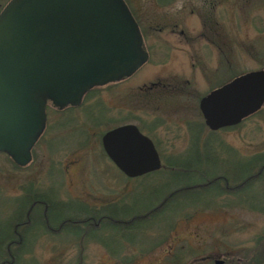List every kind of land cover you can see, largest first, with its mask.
<instances>
[{"label":"rangeland","instance_id":"rangeland-1","mask_svg":"<svg viewBox=\"0 0 264 264\" xmlns=\"http://www.w3.org/2000/svg\"><path fill=\"white\" fill-rule=\"evenodd\" d=\"M176 1L174 9L191 0ZM193 1L202 10H187L188 14L173 22H179L175 31L170 26L143 37L145 45L156 47L150 48L152 57L130 78L90 90L74 110L59 113L48 104L44 135L35 144L34 158L26 167H15L0 152V224L12 219L23 190L36 186L54 188L63 197H81L82 192L89 203L97 205L111 203L116 186L119 193H130L136 180L131 181L103 153L100 144L101 134L116 125L131 122L142 125L146 132L150 127L149 134L159 141L161 158L184 153L192 144L196 123L203 124L201 141L206 138L209 128L198 102L210 90L212 81L225 78L228 71L239 74L264 69V9L259 5L264 0H232L229 18L224 7L216 5L213 21L203 19V11L207 12L213 0ZM128 2L135 7L140 4L146 13V0ZM140 18L142 27H147L146 16ZM178 29H183L184 35ZM91 111H99L97 121L90 117ZM213 136L218 151L217 139L235 150L229 153L232 157H251L264 151V108L235 128L217 130ZM82 140H86L84 145ZM221 156L228 153L221 152ZM156 177H152V185L165 181ZM145 192V188L137 190L134 198L145 197ZM224 200L218 196L213 204ZM143 201L140 204L146 203ZM187 215L171 230L174 240L170 236L168 244L159 243L150 251L153 258L168 252L173 241L181 238L197 249L212 247L219 257L232 253L234 260L240 258L245 263L250 253L246 250L253 249L257 236L264 232V214L258 210L222 212L210 208ZM162 230L158 225L152 233L143 235L144 231L139 240L142 247L155 242ZM54 248L49 241L30 245L18 264H78L73 244L64 249L67 259L48 258ZM99 248L91 244L83 263L117 264L111 255L101 256Z\"/></svg>","mask_w":264,"mask_h":264},{"label":"water","instance_id":"water-1","mask_svg":"<svg viewBox=\"0 0 264 264\" xmlns=\"http://www.w3.org/2000/svg\"><path fill=\"white\" fill-rule=\"evenodd\" d=\"M143 36L125 0H7L0 10V152L19 166L47 121V105L78 106L96 86L130 76L147 60ZM264 103V69L211 89L198 102L211 130L239 124ZM109 158L128 177L161 167L134 124L102 135Z\"/></svg>","mask_w":264,"mask_h":264},{"label":"flooded vegetation","instance_id":"flooded-vegetation-1","mask_svg":"<svg viewBox=\"0 0 264 264\" xmlns=\"http://www.w3.org/2000/svg\"><path fill=\"white\" fill-rule=\"evenodd\" d=\"M127 4L144 38L146 37V35L151 34L156 30H164L170 26L173 31H175V27L177 25L179 26V22L173 23L174 21L180 20L183 15L188 14V11L191 13H197L200 7V5L199 7L198 5H195L193 0L186 3L185 5L181 4V6L176 9H174L176 7L175 5L177 4L176 0H146V3H144L146 9L145 13L142 12L143 8L140 4V7L130 5L129 2H127ZM231 5L232 0H213L207 9V12L203 11V19H212L213 21L216 12L215 9L219 6L224 7V14L226 15V17L229 18L232 12ZM259 5L261 6V8L264 9V2L260 3ZM200 8L202 10V7ZM142 15L146 16L149 21L147 23V27L144 28L140 23V17H142ZM184 32L185 31L183 29H178L179 34L184 35ZM155 47L156 46L145 45L144 43V50L147 51L149 55L148 60L144 64H146L152 57L150 48ZM131 75L124 77L118 81L110 82L101 86L121 82L130 78ZM263 108L264 103L258 111L263 110ZM123 124L134 123L128 122L122 123L120 125ZM134 125L143 135H145L148 139L152 141L160 155L161 163L163 165L164 161L163 158H161V154L158 150L159 141L154 139L153 135L149 134V132L151 133L150 130L152 129H150V127L149 129L146 128L148 129V132H146L144 131V127L142 125ZM117 126L119 125H116L114 127ZM108 130H106L105 132H107ZM33 149L32 160L34 158ZM103 153L108 157L104 149ZM109 159L113 162L111 158ZM168 160L171 164L177 165L178 169L184 170L183 172L185 173L186 170L193 169L197 171L196 175L200 176L201 171L203 170L202 167L198 166L202 163H200L201 160L197 158L195 159V161H193L194 159L187 157H170ZM225 161H227V164L224 165V167H216L219 173H217V175H215L209 180V182H215L213 186L214 190L222 186L230 190L227 194L218 195L225 197L224 201H221L215 205H196L191 202L185 203V197L183 196V194L179 193V189H174L170 191L164 190L167 192L159 203V205L166 201L167 204L155 216H151L148 220L141 222L132 221L136 216L134 214L128 217L126 215H122L123 208L125 207L124 198L125 196H128V194L125 193L123 195L119 193V190L116 188L117 186L114 190L115 198L112 201L113 206L111 208H105L106 204L97 205L95 203H89L83 196L85 194L81 191V197H77L70 194H67L66 197H63L60 192L56 189L45 191L41 190L37 186L28 190L24 189L22 194H20L19 196L20 205L17 211L20 217V221L16 222L14 228V232L15 234H17L18 239L13 240V242H21L23 239H25V241L29 244L40 245L41 243H47L49 241L54 244L55 248L53 249V252L49 253L48 258L56 259L68 258V254L64 251L65 247H67L68 244L74 245V259H83L86 255H88L86 253L88 247L91 244H96L97 247H100L99 249L101 251V256H103L104 254L111 255L113 259L117 261V264H126V262H128V264H247V262H241L240 258L234 260L232 253L219 257L215 253L216 251L214 249H211L212 247L204 246L202 248L197 249L198 247L196 246L184 243V239L181 238H178L176 241H173L172 245L170 244L172 246L171 249L157 258H153L152 254L150 253V251H152L159 243L168 244L169 237L171 236L172 238L173 234L171 230L177 227L178 223L183 220V218L187 215L186 213L188 212H190L188 214H192L194 212H200L202 210L210 208L222 212H231L233 210L243 212L252 209L249 205L250 191L248 188V184L245 183L249 178L246 173L248 169L247 158L232 157L225 159ZM27 165L21 167H26ZM194 165L198 166V168H196ZM150 172H146L141 175L129 178H131V181L136 180V178L142 177ZM183 172L179 173V176L181 178L184 177ZM170 174L171 173H166L164 174V177H169ZM257 195H259L258 190ZM218 196L209 195L208 197L210 199L214 198L213 202H215V198ZM47 201L52 202V204L50 205L49 214V205ZM65 202H71L73 204L68 205ZM27 203L28 205H26ZM156 207L157 206L151 207L148 211L150 212ZM187 216L192 217L191 215ZM48 218H52V221H49ZM103 218L113 219V224L101 222ZM89 220L90 222H88ZM100 223L102 224L97 229H95L94 231L91 230V225L98 226ZM64 224H68V227L64 228ZM158 225L163 229L160 237H156L155 242H148L146 247H142L141 242H139L140 238L142 237L140 236L142 234V230L145 231L144 235L152 233L153 227ZM112 233L114 234V238L106 236ZM172 240L174 239L172 238ZM111 244H113V246H111ZM174 244L176 245L174 246ZM153 245H155V247ZM207 249H209V252L206 251ZM226 250L230 251L229 249ZM102 251L105 253H103ZM7 255L8 259L6 257L5 262L11 264L15 259L14 255L10 252Z\"/></svg>","mask_w":264,"mask_h":264},{"label":"trees","instance_id":"trees-1","mask_svg":"<svg viewBox=\"0 0 264 264\" xmlns=\"http://www.w3.org/2000/svg\"><path fill=\"white\" fill-rule=\"evenodd\" d=\"M7 0H0V8L4 5V3ZM128 2V0H126ZM228 73V74H227ZM226 74V77L221 79L220 77L218 80L212 81V85L210 89L215 88L222 83L226 82L227 80L239 75L238 72L235 71H228ZM218 75H220L218 73ZM99 86H96L94 88H97ZM93 88V89H94ZM90 92V91H89ZM89 92L85 94V97L88 96ZM76 107L75 106H67L64 108H54L55 111L59 113H63L64 111L67 110H74ZM262 111V110H261ZM261 111L255 112V114H260ZM99 116V111L94 113L91 111L90 117L92 120L97 121L98 116ZM254 115V114H253ZM250 117V116H249ZM246 119V118H244ZM243 119V120H244ZM242 120V121H243ZM58 122V120H57ZM60 124V122L57 123V125ZM205 124V123H204ZM239 124L232 125V126H226L220 129H227V128H235ZM207 127V126H206ZM201 128H203V124L201 123H196L194 124V129L192 131V144L189 146L187 150H185L184 153L180 155H168L163 157L164 164L159 170L152 171L142 177L136 178V186L133 188V190L130 191V193H127L128 196H125L124 201H125V207L123 208L122 215L123 216H130V215H136L132 221L134 222H141V221H146L149 219L151 216H155L157 213H159L162 208L167 204L166 202H163L159 205L163 197L165 196L167 191L164 190H174V189H179V193L183 194L185 197L184 201L185 203L191 202L196 205H211L214 202V198H209V195H221V194H227L229 193V189L222 186L220 188H216V190L213 189L214 183L209 180L213 178L219 171H217L218 167H224V165L227 164V161L225 159L227 158H232L230 156L231 154L230 151H233V149L226 144L223 140H218L217 139V144L220 147V151L217 150V147L215 144L216 138H214L213 133L216 132L217 130H211L209 129V133H207L206 138L201 141L200 139V132ZM218 129V130H220ZM103 134V133H102ZM101 134V135H102ZM44 135L43 134L40 136V138ZM88 140V139H87ZM86 141V140H85ZM85 141H81V144L84 145ZM201 141V142H200ZM39 143V141H38ZM100 144H101V137H100ZM103 150V149H102ZM160 150V149H159ZM226 152L228 153V156H221V152ZM233 154L235 153V150L232 152ZM6 156V159L8 162H10L12 165H14L17 168H23L16 163H14L9 156H7L5 153H3ZM33 154H34V149H33ZM170 157H187L194 159H200V167H202L201 175L198 176L196 175L197 171L190 169L186 170V173L183 172L184 170L178 169L177 165L171 164L169 162ZM236 158L239 157H245L247 158V175L249 178L245 182L248 184V188L250 191V196H249V205L253 210H258L262 214H264V151L255 153L251 157L248 156H234ZM196 168L198 166L194 165ZM215 167V168H214ZM217 167V168H216ZM183 172L184 177L181 178L179 176V173ZM224 172V171H221ZM166 173H171L169 177H164V174ZM195 175V176H194ZM155 176H160L164 177L165 181L162 182L159 185H152V179ZM153 177V178H152ZM156 177V178H157ZM218 182V181H216ZM168 186V188H167ZM145 188V197H140V198H134L135 197V192L137 193V190H141ZM32 189V188H29ZM54 188H47V189H41V190H51ZM135 189V190H134ZM28 190V189H25ZM257 190L259 191V195H257ZM142 196V195H141ZM130 199H132L130 201ZM144 200L143 202L146 201L144 205L140 204V201ZM49 205L48 209V214L50 211V205L52 202L47 201ZM130 202V203H129ZM68 205H72L73 203L71 202H65ZM20 205V198L19 202L17 204V209L15 210L12 219H8L7 222H4L0 224V264H9L6 263V257L8 256L7 254L10 252L11 254L14 255V261L11 264H18L23 256V254L27 251L28 247L30 245L28 242L23 239L21 242H13V240L18 239L17 234L14 232L15 224L16 222L20 221V217L18 214V207ZM28 205V203L26 204ZM113 206V202L108 203L105 208H111ZM155 209L151 210L150 212L148 211L151 207H155ZM188 214V213H186ZM49 221H52V218H48ZM60 220V219H59ZM58 220V221H59ZM90 222V220L88 221ZM101 222L104 223H110L113 224V219H107L103 218ZM102 223H100L98 226H93L91 225V230L94 231L97 229ZM64 228L68 227V224L63 225ZM63 228V229H64ZM110 230V229H109ZM124 230V229H122ZM113 231V230H111ZM144 230H142V233ZM144 235V234H143ZM142 234L140 236H143ZM107 237H113L114 234H109L106 235ZM25 238V237H24ZM68 240V239H67ZM256 246L253 247V249H247L246 253L250 252L248 255L247 259V264H258V262L264 263V232L260 235L257 236L256 239ZM113 246V244H111ZM155 246V245H153ZM81 252V250H80ZM8 259V257H7ZM78 264H84L83 259H76ZM33 262V260H31ZM33 264H37V262H33Z\"/></svg>","mask_w":264,"mask_h":264}]
</instances>
